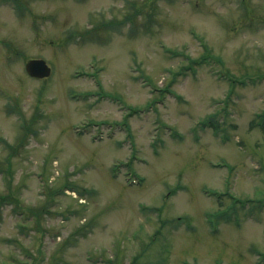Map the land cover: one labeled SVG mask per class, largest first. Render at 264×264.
Masks as SVG:
<instances>
[{
  "label": "rangeland",
  "instance_id": "rangeland-1",
  "mask_svg": "<svg viewBox=\"0 0 264 264\" xmlns=\"http://www.w3.org/2000/svg\"><path fill=\"white\" fill-rule=\"evenodd\" d=\"M260 199L264 0H0V264H264Z\"/></svg>",
  "mask_w": 264,
  "mask_h": 264
},
{
  "label": "water",
  "instance_id": "water-1",
  "mask_svg": "<svg viewBox=\"0 0 264 264\" xmlns=\"http://www.w3.org/2000/svg\"><path fill=\"white\" fill-rule=\"evenodd\" d=\"M25 70L31 76L44 77L49 75L50 66L43 58H30L25 63Z\"/></svg>",
  "mask_w": 264,
  "mask_h": 264
},
{
  "label": "trees",
  "instance_id": "trees-1",
  "mask_svg": "<svg viewBox=\"0 0 264 264\" xmlns=\"http://www.w3.org/2000/svg\"><path fill=\"white\" fill-rule=\"evenodd\" d=\"M208 121H209V124H211V123H212V118H210V120H208ZM175 134H176V133L173 132V135H175ZM246 200H248V199H246ZM249 201H253V199H251V200H249ZM233 202L238 203L239 201H238L237 199H234ZM263 206H264V200H262V199L258 200V205H257V207H258V208H261V207H263ZM222 212H223V213H227V211H223V210H222ZM229 212H230V211H228L227 216L230 215ZM236 223H238V221H236ZM130 264H131V263H130Z\"/></svg>",
  "mask_w": 264,
  "mask_h": 264
}]
</instances>
